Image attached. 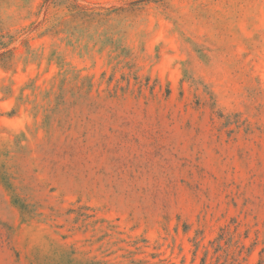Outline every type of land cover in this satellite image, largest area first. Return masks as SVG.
Returning a JSON list of instances; mask_svg holds the SVG:
<instances>
[{
    "label": "rangeland",
    "instance_id": "rangeland-1",
    "mask_svg": "<svg viewBox=\"0 0 264 264\" xmlns=\"http://www.w3.org/2000/svg\"><path fill=\"white\" fill-rule=\"evenodd\" d=\"M0 264H264V0H0Z\"/></svg>",
    "mask_w": 264,
    "mask_h": 264
}]
</instances>
